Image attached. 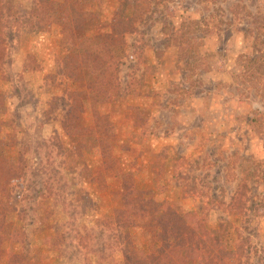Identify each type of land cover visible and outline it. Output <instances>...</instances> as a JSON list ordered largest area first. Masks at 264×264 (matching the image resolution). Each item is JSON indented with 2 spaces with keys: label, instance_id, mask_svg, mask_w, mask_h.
<instances>
[{
  "label": "rangeland",
  "instance_id": "obj_1",
  "mask_svg": "<svg viewBox=\"0 0 264 264\" xmlns=\"http://www.w3.org/2000/svg\"><path fill=\"white\" fill-rule=\"evenodd\" d=\"M120 1L87 5L94 33L110 30ZM148 1L120 48L119 94L102 104L80 94L59 24L6 30L0 156L18 159L20 176L2 192L4 219L28 264H95L99 239L146 242L114 219L125 169L156 198L203 210L210 228L228 226L264 263V0ZM70 110L80 126L65 130ZM94 110L114 125L115 163L101 158Z\"/></svg>",
  "mask_w": 264,
  "mask_h": 264
},
{
  "label": "trees",
  "instance_id": "obj_2",
  "mask_svg": "<svg viewBox=\"0 0 264 264\" xmlns=\"http://www.w3.org/2000/svg\"><path fill=\"white\" fill-rule=\"evenodd\" d=\"M103 1L62 0L68 14V19L62 20V13L54 0H0V76L6 56L7 29H42L56 23L60 25L63 53L85 75V88L80 94L95 104H102L109 97L118 95L120 48L125 45V34L136 29L135 23L149 9V1L121 0L110 30L99 35L92 29L99 23V11L87 5L99 8ZM70 114L69 118L60 122L65 130L80 126L79 121L70 119L73 117L71 110ZM92 117V130L101 158L104 162L115 163L117 159L112 155L115 144L110 140L115 135L114 125L98 110L92 112ZM17 160L0 156V264H28L31 260L29 244L24 245V242L15 239V233L10 234L4 219L6 213L3 207L6 205L2 192L5 186L20 176ZM120 177L123 205L113 211L115 222L122 220L123 226L140 227L148 238L142 243L129 236L111 247L99 239L98 250L91 249L93 254H97L95 264H264L252 260L250 248L246 247L241 237L233 238L228 226L220 224L210 228L203 210H187L177 200L156 198L152 189L138 185L135 173L130 169L122 170ZM184 194L187 196L190 192ZM62 236L65 240L66 234ZM50 238L51 245L53 241H58V236ZM5 242L8 244L5 245ZM108 248L110 252L106 253Z\"/></svg>",
  "mask_w": 264,
  "mask_h": 264
}]
</instances>
